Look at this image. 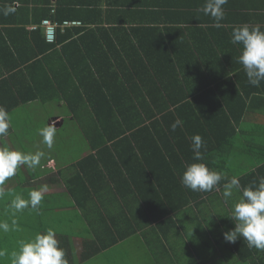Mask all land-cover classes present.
I'll use <instances>...</instances> for the list:
<instances>
[{"label":"crops","instance_id":"obj_1","mask_svg":"<svg viewBox=\"0 0 264 264\" xmlns=\"http://www.w3.org/2000/svg\"><path fill=\"white\" fill-rule=\"evenodd\" d=\"M204 3L0 0V41L10 48L0 51V81L10 77V87L0 86V107L9 110V117L37 104L41 109L54 104L69 111L68 116L47 118L34 140H12L10 122L7 134L0 135V149L43 153L36 167L19 166L0 186L5 194L0 198V223L11 226L15 219L19 229L0 231V240L10 250L18 251L20 241L51 228L67 264H117L113 259L119 256L110 255L119 250L122 259L132 258L129 264H245L234 250L237 244L247 255L244 244L228 243L223 236L235 227L231 215L242 191H234L227 201L223 191L234 176L242 189L254 182L258 186L264 177V81L254 87L240 72L241 51L235 49L242 50V45L232 44L231 34L242 24L264 30V0H228L219 28L200 10ZM10 6L16 11L5 16L3 10ZM43 20L74 25L58 28L56 42L49 44L39 27ZM36 61L42 67L34 69L33 78L43 94L54 93L40 77L46 68L59 79L82 80L88 96L94 80L104 82L114 106L110 110L97 104L98 91L90 96L91 104L76 97L74 102L80 103L75 114L65 101L14 106L32 94L27 72H20ZM235 76L238 93L229 81L236 83ZM96 113L112 132L131 130V140L92 149L90 139L100 143ZM240 113L234 123L232 115ZM66 120L80 130L83 141L63 140L58 148L54 135L49 147L41 132L53 126L56 133ZM177 120L181 123L173 131ZM197 134L204 141L202 161L193 160L192 137ZM225 140H232L230 147ZM74 149L80 153L71 159ZM84 160L81 174L77 164ZM194 162L222 174L212 191H192L181 183L187 165ZM44 186L47 191L37 209L11 208L16 196L28 200L31 191ZM67 186L83 207L76 205ZM122 234L129 235L83 260L86 242L94 248Z\"/></svg>","mask_w":264,"mask_h":264},{"label":"clouds","instance_id":"obj_2","mask_svg":"<svg viewBox=\"0 0 264 264\" xmlns=\"http://www.w3.org/2000/svg\"><path fill=\"white\" fill-rule=\"evenodd\" d=\"M228 0H205L200 9L204 15L213 19L215 27H222V21L226 18L224 5ZM15 7H7L3 10L5 16L15 13ZM231 43L242 45L241 55L238 60L243 66L248 83L254 87H259L264 81V30L259 26L242 24L232 30ZM181 122L177 120L172 124L175 131ZM9 129V115L7 111L0 107V135L7 134ZM44 142L51 147L55 128L49 126L41 132ZM204 147L203 138L200 135L192 137L193 160L202 161ZM43 153L24 154L20 151L0 149V186L9 178L16 174L19 166L27 165L29 168L36 167ZM222 180V174L216 170L209 169L206 164L191 163L187 165L182 174L181 183L184 187L196 192H210ZM47 191L44 186L39 190L29 193V199L25 200L21 196H16L11 202V208L20 212L29 206L37 209L43 200V193ZM241 192L238 202L232 210L231 219L235 227L223 233L224 239L228 243H236L237 240L247 241L249 248L264 251V177H260L258 186L250 185L244 187L240 184L238 177H233L230 182L224 185L223 197L225 201L233 196V192ZM3 188L0 187V198L4 197ZM11 230H19L17 221L12 220L11 226L7 222L0 223V231L5 233ZM54 229H48L45 233H38L34 239L20 241L18 251L11 253V264H67L65 252L59 246L55 238ZM6 252L0 250V258L5 257Z\"/></svg>","mask_w":264,"mask_h":264},{"label":"trees","instance_id":"obj_3","mask_svg":"<svg viewBox=\"0 0 264 264\" xmlns=\"http://www.w3.org/2000/svg\"><path fill=\"white\" fill-rule=\"evenodd\" d=\"M49 47L51 49V47L53 48L55 46L54 45H52V46L50 45ZM4 48H7L8 50L10 49V48H8L6 46V43L0 41V51L3 50ZM239 49H235V51L240 54L241 49L240 50ZM36 63H38V64L30 65L28 68L26 67V64H25L23 66V67H25L24 70L23 71L21 70V72H20V73H22L24 75L26 74L25 72H27L29 78H26V85L30 88V90H32V94L30 96L26 97V98H21V102L15 103L14 106L17 107V106H19L21 104H27V103H29L31 101H36V100H41L43 102H47V101H65L67 103L70 111L75 114L76 113L75 105L79 104L80 103L79 101H82V103H84V104H86V103L91 104L92 100H91L90 96L93 93L97 92V91L99 93H101L99 95L98 99L96 100L97 104H99L100 106H106V108L107 109L109 108L110 110L114 106L112 93H111V91H109V87L104 82H98V81L94 80L95 81L94 82L95 85H93V87L90 89L91 90V94H90V96H88V91L84 87L82 80H80V79L67 80V79L62 78V77H61V79H59V78H57L55 76V74H53L51 76L52 73H49L46 70V68H44V69L42 68L43 74H41L40 77L43 78L44 80H46L47 83H49L51 85V87L54 89V93L53 94H46V95L43 94L44 91L41 90L38 87V85H37L38 81L33 78L34 69L35 68H39V66H40V68L42 67V65L39 64L41 62H37L36 61ZM16 68L20 69V64H17ZM239 70L242 73L245 72L244 69H243V66H240ZM9 71H12V68H10ZM175 73H176V71H175ZM223 74L228 77V75L230 73L227 72V71L226 72L224 71ZM11 75H13L14 77L18 76V74L17 75L16 74H11ZM59 76H61V75H59ZM0 78H1V75H0ZM8 79H10V77ZM8 79L0 81V86H2V84H5L8 87H10V85L8 83ZM40 80H42V79H40ZM235 80H236V83H234L233 82L234 80H232V79L229 80V81H230L231 84L233 83L235 92L238 93L239 90L237 88V85H238L239 82L237 81V76H235ZM69 81H70V84H69ZM84 94H85V98H82ZM76 97L79 98L78 102H74V99ZM0 103H1V101H0ZM2 106H3V104H2ZM8 111H7V113H8ZM110 113L112 115V111H110ZM95 115H97V117L99 118L98 122H100V124L98 126L95 125V127L97 129V133L100 136V138L98 139V141L100 143H99V146H98L97 144H95V142H93V140L90 139L89 140V144H90L92 149H94V150H97V148H99V150H101L103 148L108 149V143L110 141L114 142L115 140H131V137L128 136V134H130L131 130L126 128V129H123V130L112 132V130L107 129L106 126L104 125L100 113H96ZM241 117H242V113L237 114V115H232V119H233L234 123L238 122L241 119ZM233 134H234V130H233ZM231 143H232V140H225V146L227 148L231 146ZM85 164H86L85 160L84 161H80L77 164L79 172L81 174L85 173V169H84ZM121 165L123 167V164H121ZM80 178H81V176H80ZM78 180H80V179H78ZM68 184L70 185L71 183H68ZM67 187H68V190L71 192V194L73 196V199H74V202L76 203V205L83 207L82 201L79 198V196L77 195V193L74 190H71V188L69 186H67ZM128 235L122 234V235L119 236L120 237L119 239H114V240L112 239L111 241L101 242L100 246L97 245L94 248H92L91 241L86 242V245H85V248H84V252H83V255H82L83 260L91 259L97 253H99V252H101V251H103L105 249H108V247L112 246L116 242L118 243L119 241H122L123 238L125 236H128ZM239 240L244 244V246L246 247V249L248 251L247 255H243V254H241L240 247L237 246V244L234 245L235 246L234 250L237 252L238 258L240 259V261H242V263H245V264H264V252H257V250H255V248H249L247 246V241L246 240H243V239H239ZM239 240H238V244H239ZM89 247H90V249H89Z\"/></svg>","mask_w":264,"mask_h":264},{"label":"rangeland","instance_id":"obj_4","mask_svg":"<svg viewBox=\"0 0 264 264\" xmlns=\"http://www.w3.org/2000/svg\"><path fill=\"white\" fill-rule=\"evenodd\" d=\"M39 106L40 104L22 108L10 115L9 122L13 130L11 135L12 140L16 142L17 140H34V133L41 131V127L44 126L47 118L52 117L53 114H56L58 116L69 115V111L66 109V107L58 108L54 104H51L50 106L41 109L39 108ZM74 125L75 124L72 123L70 124L69 120H66L65 126L55 133V135L57 136L55 140L58 148L61 144V141L63 144V140H67V142H69V140H79V142L83 141L80 130ZM31 134H33V136H30ZM79 153L80 152H78L77 149H74L71 159L77 158ZM1 249L5 250L6 255L5 257L0 258V264H11V253L17 251V248L13 247L10 250V248L6 246V243L0 240V250ZM116 255H118L120 259H113V262L117 264H129L130 260L132 259H122V253L120 250L112 253L110 256L111 258H113V256Z\"/></svg>","mask_w":264,"mask_h":264},{"label":"built area","instance_id":"obj_5","mask_svg":"<svg viewBox=\"0 0 264 264\" xmlns=\"http://www.w3.org/2000/svg\"><path fill=\"white\" fill-rule=\"evenodd\" d=\"M74 25L72 23L64 22L63 24H58L51 20H43L40 24V28L44 30V37L49 44H54L56 42L57 29L60 27L68 28Z\"/></svg>","mask_w":264,"mask_h":264}]
</instances>
